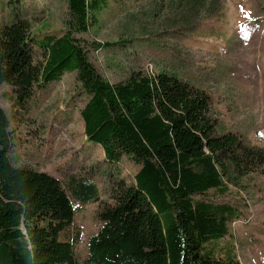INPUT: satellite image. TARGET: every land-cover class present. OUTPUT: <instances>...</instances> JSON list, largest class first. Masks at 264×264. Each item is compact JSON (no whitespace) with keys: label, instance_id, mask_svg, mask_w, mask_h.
<instances>
[{"label":"trees","instance_id":"trees-1","mask_svg":"<svg viewBox=\"0 0 264 264\" xmlns=\"http://www.w3.org/2000/svg\"><path fill=\"white\" fill-rule=\"evenodd\" d=\"M21 2L8 0L10 18L0 24V85L24 103L35 89L75 72L87 97L78 110L84 140L100 147L104 161L126 158L138 167L132 183L119 180L111 188L112 203L98 213L101 226L88 240L87 263L240 264L218 243L232 236L242 214L207 197L223 198L259 173L264 149L219 129L211 96L175 73L136 69L115 83L105 79L76 37L96 24L105 1L65 0L62 34L43 37L22 17ZM169 3L174 27L219 10L217 0ZM12 139L0 108V264H77L80 234L69 235L80 207L71 198L90 204L96 187L17 167Z\"/></svg>","mask_w":264,"mask_h":264},{"label":"rangeland","instance_id":"rangeland-1","mask_svg":"<svg viewBox=\"0 0 264 264\" xmlns=\"http://www.w3.org/2000/svg\"><path fill=\"white\" fill-rule=\"evenodd\" d=\"M97 22L77 35L89 60L109 82L125 79L136 69L167 70L211 96L219 129L235 133L246 144L264 149V0H217L218 13L201 16L192 25L174 24L169 0H103ZM8 0H0V24L9 21ZM22 14L35 37L60 36L65 0H22ZM145 32V33H143ZM108 44L100 48L99 45ZM39 57V52H36ZM39 60V59H38ZM75 72L34 90L21 103L9 87L0 85V108L13 135L11 161L46 173L62 184L87 179L97 200L81 205L71 198L75 214L70 237L77 264H88V240L101 226L98 213L112 203L110 190L119 180L132 183L138 169L126 158L104 161L98 145L84 140L78 110L87 101ZM241 212L232 236L218 246L240 264H264V167L249 175L223 198ZM69 237V238H70ZM223 243V244H222Z\"/></svg>","mask_w":264,"mask_h":264},{"label":"snow or ice","instance_id":"snow-or-ice-1","mask_svg":"<svg viewBox=\"0 0 264 264\" xmlns=\"http://www.w3.org/2000/svg\"><path fill=\"white\" fill-rule=\"evenodd\" d=\"M260 135L264 136V133H261Z\"/></svg>","mask_w":264,"mask_h":264},{"label":"built area","instance_id":"built-area-1","mask_svg":"<svg viewBox=\"0 0 264 264\" xmlns=\"http://www.w3.org/2000/svg\"><path fill=\"white\" fill-rule=\"evenodd\" d=\"M239 221H241V220H239ZM238 222V221H237Z\"/></svg>","mask_w":264,"mask_h":264}]
</instances>
